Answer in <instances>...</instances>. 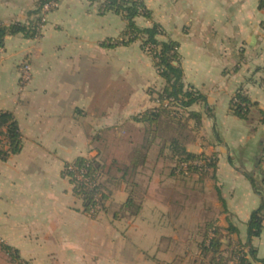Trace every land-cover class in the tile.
<instances>
[{
	"label": "crops",
	"instance_id": "obj_1",
	"mask_svg": "<svg viewBox=\"0 0 264 264\" xmlns=\"http://www.w3.org/2000/svg\"><path fill=\"white\" fill-rule=\"evenodd\" d=\"M143 1L151 17H136L137 25L158 23L159 38L178 43L184 88L202 95L152 124L138 118L159 107L164 80L139 40L113 44L127 20L105 10L104 0H59L38 37L4 38L0 110L14 115L21 147L0 157V242L22 264H187L200 244L194 234L207 231L208 218L224 238L249 241L252 212L264 200L261 0ZM38 6L39 0H0V24L29 23ZM23 61L32 66L25 84ZM238 90L250 102L245 116L233 109ZM163 120L168 126L160 128ZM173 142L216 160L194 191L193 182L167 172ZM89 156L109 170L119 165L114 177L104 173L109 195L95 216L64 174L67 163ZM251 243L259 258L253 264H264V219Z\"/></svg>",
	"mask_w": 264,
	"mask_h": 264
},
{
	"label": "trees",
	"instance_id": "obj_2",
	"mask_svg": "<svg viewBox=\"0 0 264 264\" xmlns=\"http://www.w3.org/2000/svg\"><path fill=\"white\" fill-rule=\"evenodd\" d=\"M48 0H39V6L32 11V13L38 16L35 20L29 23L14 22L10 25L0 24V50L4 45V38L7 34L22 33L27 37L35 38L37 34L41 33L38 30V22L40 21V12L42 5ZM105 10H113L122 13L127 20V28L124 32L122 39L116 40L113 44H125L135 40H139L141 47L154 59L155 65L158 69L160 77L164 80V86L161 92L158 93V101L161 103L159 107L153 108L145 113H142L138 118L139 121L152 124L158 121L161 113L165 110L173 112L172 107L185 108L192 105L194 102L202 99V95L195 90H186L183 83V68L181 66L178 54V43L171 39H160L159 35L162 34L160 24L154 23L151 26L140 27L136 23V17L144 16L151 17L150 10L146 7L143 0H104ZM260 6L264 7V0L260 1ZM237 99L234 106V111L240 116H245L250 102L243 94L242 90H238L233 98ZM168 100V104L164 102ZM174 113V112H173ZM177 115L174 114L173 117ZM21 147V134L18 123L14 115L9 111L0 110V157L3 159L8 158L11 154H14L20 150ZM173 155L177 162L187 160L191 161L196 158H206L209 155L204 153L196 154L190 153L185 149H182L177 143L172 144ZM209 168L206 171H198V169L192 168L194 171H198L200 176H204L209 173V170L215 165L216 160L213 156H210ZM73 164L77 170L83 169L84 174L89 176L93 181H99L98 185L93 190H89L88 187L80 182L76 181L75 172L68 170V165ZM105 172V165L98 159V156L79 157L72 162H69L65 166L64 174L70 177L71 182L74 184V191L77 196L83 200L84 211L92 216H95L101 210L104 209L106 200L108 198V192L103 182V176ZM174 173V169H173ZM263 184H264V170ZM258 190L256 181L252 180ZM96 193L101 194V199L104 201L102 209L94 214L91 210L95 206L94 195ZM261 193V190H260ZM129 204V201L128 203ZM264 200L260 206L252 212L249 222L248 239L247 243H240V248L234 250L232 248L231 253L235 254L236 264H253L254 261L259 260L256 249L251 243L253 237L260 235L263 228V214ZM207 231L212 235L208 242L206 239L201 243V250L205 254H211L210 264H221L223 261V242L222 232L218 226L213 222H209L207 225ZM208 232L206 234H208ZM5 248L10 250L7 246ZM235 248V247H234ZM14 252V251H13ZM18 260V255L14 252ZM264 262V259H261Z\"/></svg>",
	"mask_w": 264,
	"mask_h": 264
},
{
	"label": "rangeland",
	"instance_id": "obj_3",
	"mask_svg": "<svg viewBox=\"0 0 264 264\" xmlns=\"http://www.w3.org/2000/svg\"><path fill=\"white\" fill-rule=\"evenodd\" d=\"M171 110H173L174 113L172 112V114L174 115V114H177L175 112H179L180 109L175 108V107H172ZM165 119H168V117H167V115L164 114V120ZM164 120L160 123V128H165L166 127L165 125L168 126V124L166 123L167 121H164ZM171 127H172V125H171ZM144 128H146V127H144ZM144 143L145 142L142 141L141 143H139V145H143ZM130 152L131 151L129 150V152L127 154V157H125V160H126V162H128V164H129V161L131 163V157L133 155V153L131 154ZM141 152H143V150ZM175 162H176V158L175 157L172 158L171 156H168V160L166 161V163H167L166 164L167 172H169L170 175L174 179L179 180V179L182 178V180H183L185 177L176 175L175 173H171L173 171V166H174ZM118 166L119 165L117 163L112 162L111 165H110L111 170H109L106 167V165H105V172H104L105 175H108L109 174V177H110V174H111V176L114 177L113 176L114 170ZM209 172H210V170H209ZM199 178H200V175L198 173L197 174H192L190 177L185 178V179H187V181H189L191 183L193 182V185L190 186V187H193V191L196 190V188L199 186L198 184L195 185V183H197V180ZM103 182H104V180H103ZM104 185H105V183H104ZM165 191H166V194L173 193L174 198H177V194L174 193L172 190L166 188ZM192 194H194L195 196H198L199 195V192L197 190L196 192H192ZM203 210H204L203 211V214H210V213H208L209 212V209H206L205 208ZM206 218H208V217H206ZM206 218H205V216L203 217V219H206ZM205 221L206 222H212L210 218L206 219ZM207 232L208 231L203 232V230H202L199 233H195L194 234V236H195L194 238L195 239H193V240H196L197 239V242L200 243V244L202 242H204L205 239H206V242H208V240L210 239V236L212 235V233L211 232H208V234H206ZM186 236H191V239H192L193 238V233L192 234H187ZM222 236H223L222 239H224V240H222V242H223V246L222 247H223V252H224V254L222 256H223L224 263H221V264H236L235 254L231 253V251H232V248L234 250H236L237 248H240V244L239 243H236V242H232V240L230 238H228V237H225L224 238V234L223 233H222ZM200 244L198 245V250L194 246L189 250V252H188L189 254L187 256L190 255L191 258H189V260L187 259V261H188L187 264H194L197 261L200 262V264H202V263L203 264H210L211 254H209V253L208 254H205L204 251L201 250ZM197 251H198V253L200 251V255L202 256V259L201 258H196V259L194 258V255H197ZM182 253H183V251H182ZM0 264H22V263H20L17 260L16 255H15V253L12 250H8L7 248H5L4 245L0 242Z\"/></svg>",
	"mask_w": 264,
	"mask_h": 264
},
{
	"label": "built area",
	"instance_id": "obj_4",
	"mask_svg": "<svg viewBox=\"0 0 264 264\" xmlns=\"http://www.w3.org/2000/svg\"><path fill=\"white\" fill-rule=\"evenodd\" d=\"M59 5V0H48L46 1L41 8L40 12V21L38 22V30L40 31L44 24L48 21V15L50 12H52L55 8H57ZM40 34H37L36 37H38ZM32 75V66L30 62L23 61L20 64V83L25 84L31 79ZM237 99L234 100V105ZM159 102V101H158ZM159 104H161L159 102ZM165 105L168 104V100L164 102ZM210 156H207L206 158H196L191 161L183 160L180 162H175L173 169L174 173L179 176H183L185 178L190 177L192 174H197L198 171H206L209 168L210 163ZM197 168L198 171H194L192 168ZM68 170L75 172L76 181L85 184L89 190H93L95 186L98 185V182L100 181H93L89 176H86L84 174V170L80 169L77 170L76 167L73 164L68 165ZM199 174V173H198ZM67 176V175H66ZM69 177V176H68ZM70 178V177H69ZM73 184V183H72ZM74 185V184H73ZM95 200V206L91 210L92 214L100 211L102 209L103 200L101 199V194L96 193L94 195Z\"/></svg>",
	"mask_w": 264,
	"mask_h": 264
}]
</instances>
